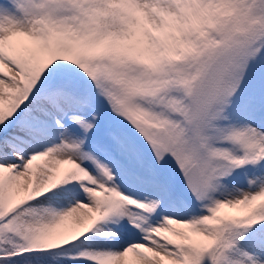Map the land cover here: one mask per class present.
I'll return each instance as SVG.
<instances>
[{"label": "snow or ice", "instance_id": "snow-or-ice-1", "mask_svg": "<svg viewBox=\"0 0 264 264\" xmlns=\"http://www.w3.org/2000/svg\"><path fill=\"white\" fill-rule=\"evenodd\" d=\"M0 264H264V0H0Z\"/></svg>", "mask_w": 264, "mask_h": 264}]
</instances>
